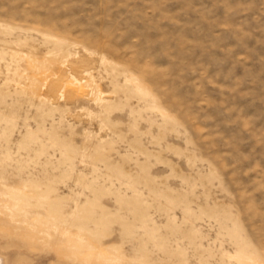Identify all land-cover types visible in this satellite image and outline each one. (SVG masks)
<instances>
[{"label": "rangeland", "instance_id": "rangeland-1", "mask_svg": "<svg viewBox=\"0 0 264 264\" xmlns=\"http://www.w3.org/2000/svg\"><path fill=\"white\" fill-rule=\"evenodd\" d=\"M0 264H264V0H0Z\"/></svg>", "mask_w": 264, "mask_h": 264}, {"label": "bare ground", "instance_id": "bare-ground-1", "mask_svg": "<svg viewBox=\"0 0 264 264\" xmlns=\"http://www.w3.org/2000/svg\"><path fill=\"white\" fill-rule=\"evenodd\" d=\"M78 55V54H77ZM83 55V54H82ZM78 58H79V56H78ZM81 59V58H80ZM74 60V59H73ZM81 62V61H80Z\"/></svg>", "mask_w": 264, "mask_h": 264}]
</instances>
